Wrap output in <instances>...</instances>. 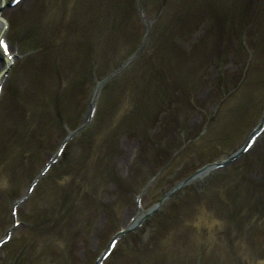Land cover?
Segmentation results:
<instances>
[{"label": "rangeland", "instance_id": "obj_1", "mask_svg": "<svg viewBox=\"0 0 264 264\" xmlns=\"http://www.w3.org/2000/svg\"><path fill=\"white\" fill-rule=\"evenodd\" d=\"M140 1L5 8L17 59L0 101V240L16 203L21 225L0 264H96L137 212L148 213L204 162L242 149L262 122L264 0ZM155 67L164 87L152 94L134 81ZM100 81L95 122L81 130ZM95 171L102 178H81ZM155 222L161 240L151 254L148 245L131 251ZM186 225L183 241L177 228ZM180 253L186 264H264V132L233 162L174 193L106 264H185Z\"/></svg>", "mask_w": 264, "mask_h": 264}, {"label": "snow or ice", "instance_id": "obj_2", "mask_svg": "<svg viewBox=\"0 0 264 264\" xmlns=\"http://www.w3.org/2000/svg\"><path fill=\"white\" fill-rule=\"evenodd\" d=\"M18 2V0H17ZM3 27L7 28V22H4ZM0 58H3V61L0 62H7L13 60V51L10 49L9 43L4 39L3 33L0 32ZM254 142V138H253ZM251 145H247V147H250ZM19 223V221H17ZM11 237H9L10 239ZM115 245H113L114 247Z\"/></svg>", "mask_w": 264, "mask_h": 264}, {"label": "bare ground", "instance_id": "obj_3", "mask_svg": "<svg viewBox=\"0 0 264 264\" xmlns=\"http://www.w3.org/2000/svg\"><path fill=\"white\" fill-rule=\"evenodd\" d=\"M6 1H7V0H0V5H1L3 2H6ZM27 1H28V0H22V2H27ZM4 22H7V24H8V20H7V17L5 16V12H3V13L0 15V32H2L3 35H4L5 32H6L5 28L3 27ZM7 26H8V25H7ZM8 65H10V62H9V63H8V62H1V63H0V72H1L4 68H6ZM3 80H4V77L1 76V77H0V83H2ZM143 216H144V214H143V212H141L140 214L137 215L136 220H135L134 222L130 223L129 225H132V226H133V225L137 224V222H139V221L142 219Z\"/></svg>", "mask_w": 264, "mask_h": 264}]
</instances>
